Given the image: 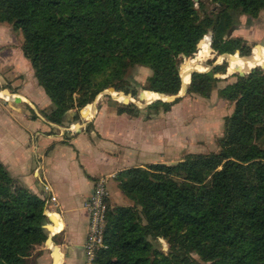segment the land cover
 <instances>
[{
  "label": "trees",
  "instance_id": "trees-1",
  "mask_svg": "<svg viewBox=\"0 0 264 264\" xmlns=\"http://www.w3.org/2000/svg\"><path fill=\"white\" fill-rule=\"evenodd\" d=\"M209 1L217 12L206 13L201 0H0V23L21 32L22 53L53 104L45 116L60 124L65 112L84 106L90 120V102L107 87L118 90L136 64L151 70L144 89L178 95L181 60L197 49L190 63L202 67L209 57L205 28L213 26V51H234L237 41L226 36L237 15L250 22L264 8V0ZM223 55L235 59L228 75L252 62L257 67L218 88L233 103L218 151L118 171L119 190L133 205L108 208L105 247L93 264H264V53L218 59ZM220 68L194 72L188 92L208 97ZM46 220L44 199L0 162V264H28L47 239ZM158 238L168 243L166 253L156 251Z\"/></svg>",
  "mask_w": 264,
  "mask_h": 264
},
{
  "label": "crops",
  "instance_id": "crops-1",
  "mask_svg": "<svg viewBox=\"0 0 264 264\" xmlns=\"http://www.w3.org/2000/svg\"><path fill=\"white\" fill-rule=\"evenodd\" d=\"M16 34L9 23H0V162L41 198L50 192L57 198L58 205L50 206L55 220L46 215L47 240L40 248L45 264H84L89 225L84 202L99 178H107L110 198L111 191L121 193L118 171L144 166L131 164L127 153L129 142H137L143 129L122 109L113 115L97 112L86 123L88 129H65L35 109L31 116V101L36 99L28 89L31 67Z\"/></svg>",
  "mask_w": 264,
  "mask_h": 264
},
{
  "label": "rangeland",
  "instance_id": "rangeland-1",
  "mask_svg": "<svg viewBox=\"0 0 264 264\" xmlns=\"http://www.w3.org/2000/svg\"><path fill=\"white\" fill-rule=\"evenodd\" d=\"M201 1L204 4L206 13L211 14L212 12L218 11L217 3L209 0ZM195 4L198 7L197 1ZM16 32L19 40L23 41L21 32ZM206 33L207 32H205V34ZM226 37L237 41V46L234 51L222 52L221 54L240 52L249 56L252 52V57L255 52L256 57L261 56V54L264 53V8L252 15L250 22L247 21L246 15H237L235 25L229 30ZM209 46L210 54L209 57H206V59L202 61V67H198V63L189 62V59L196 57L198 49L193 52L194 55L192 57L183 58L179 65V68H181L179 73H181L182 76L187 73L189 74V79L184 76L187 81L186 84L189 83V85L191 75L194 73L191 74L192 71L209 72L216 66L221 67L220 71H216L214 74L216 81L208 97L189 93L187 89V92L174 102H166L169 104V108L165 110L164 106L153 102L157 97H160V95L143 88L147 77L151 75V70L147 66L136 64L129 68L126 77L127 80L122 82L118 90L110 92L108 90L109 87H107L90 102V105L94 103L93 107L95 110L94 112L92 110L93 116H95L97 112L103 115L106 114L105 112H109L113 115L115 112L122 109L125 110L124 114L129 120L136 122V124L140 126L139 128L143 129L140 133V137L138 136L137 142H129L131 145H129L127 153L132 155L131 164L134 163L144 166L148 165L149 162L175 164L187 154H209L218 151V140L223 135V119L226 115L230 114L233 109L232 102L218 95V88L235 81L238 76L236 73L249 72L250 64L247 70H244L246 66H239L243 71L228 75L226 67L227 65L229 66V61L235 59L233 57H220L221 59H218V56L221 54L212 50L211 36ZM217 59L220 62H216ZM182 64L183 66H181ZM229 70H232L231 64ZM29 82V93L36 97L35 101H31L30 115L33 116V110L35 109L42 117H45V114H48L53 109V104L34 77L32 67L28 83ZM8 85L9 82L4 86ZM123 90L125 93L120 92ZM116 92H120L118 93L120 95H117ZM133 92L136 93L135 97L132 95ZM121 93L125 94L127 98L121 95ZM126 93L130 94L127 95ZM40 96L41 98L39 99ZM162 96H164L162 97L163 99L171 100L169 95ZM26 107H29V105ZM83 108L80 110H68L64 113L65 115L62 117V122L56 125L69 129L70 125L72 127L75 124L74 121L78 120H80V126L86 125V123L87 125L90 124L89 120H85L81 113ZM80 126H76L74 129ZM54 128L55 127H53L52 130H54ZM86 128L88 129V126ZM55 129L57 130V128ZM107 204L108 208L115 206H131L133 205V201L129 197L122 195V193L111 191ZM46 224L47 220L44 226ZM46 240L35 247L31 256L27 259L28 264H45V250H41L40 248L45 247ZM152 242L157 252H167L168 243L165 239L158 238L157 242L154 240H152ZM84 264H93L92 261L90 263L88 262L86 252Z\"/></svg>",
  "mask_w": 264,
  "mask_h": 264
},
{
  "label": "built area",
  "instance_id": "built-area-1",
  "mask_svg": "<svg viewBox=\"0 0 264 264\" xmlns=\"http://www.w3.org/2000/svg\"><path fill=\"white\" fill-rule=\"evenodd\" d=\"M48 190L49 186H46ZM108 197L109 190L107 186V178H99L93 189V193L88 200L84 202V208L89 214V225L84 244V250L86 252L87 260L90 263L95 255V252L105 247L103 242V230L105 226V216L108 210ZM57 198L54 194H50L44 198V214L48 215L50 206H57Z\"/></svg>",
  "mask_w": 264,
  "mask_h": 264
},
{
  "label": "bare ground",
  "instance_id": "bare-ground-1",
  "mask_svg": "<svg viewBox=\"0 0 264 264\" xmlns=\"http://www.w3.org/2000/svg\"><path fill=\"white\" fill-rule=\"evenodd\" d=\"M231 57L230 55H223V56H221V58H226V57ZM242 58H250L251 57V55L250 56H241ZM220 58V59H221ZM194 59H192V60H190L189 62H191V61H193ZM216 62H220L219 60L218 61H216ZM257 66H256V63H250V71L251 70H253V69H255ZM195 71V70H194ZM197 71V70H196ZM193 72V71H192ZM240 73H248V72H240ZM182 81H183V87H182V89H181V91H180V93L179 94H182V93H184L185 91H186V89L188 88V86H189V83L188 84H185V82H184V80H183V77H182ZM110 92L112 91V90H109ZM178 94V95H179ZM121 95H123L125 98H127L126 97V95L125 94H123V93H121ZM160 95V97H157L153 102H157V101H165V102H170V101H173L175 98H177V96L178 95H175V96H169V97H171V100H167V99H163L161 96V94H159ZM52 213H54V212H48V215L50 216V218H51V214Z\"/></svg>",
  "mask_w": 264,
  "mask_h": 264
},
{
  "label": "water",
  "instance_id": "water-1",
  "mask_svg": "<svg viewBox=\"0 0 264 264\" xmlns=\"http://www.w3.org/2000/svg\"><path fill=\"white\" fill-rule=\"evenodd\" d=\"M205 31L207 32V33H209L210 34V36L212 35V33H213V26H210V27H206L205 28ZM199 43V42H198ZM181 66H183V64L181 65ZM193 72H196V70L195 71H193ZM193 72H191V74L193 73ZM200 72H204V71H200ZM216 77H217V75H216ZM219 77V76H218ZM180 78H181V87H182V83H183V81H182V74L180 73ZM180 87V90L177 92V93H180V91H181V88ZM189 87V86H188ZM109 90H115L113 87H109L108 88ZM188 89V88H187ZM187 89H186V91L184 92V93H182V94H179L178 96H177V98H175L173 101H170V102H174L176 99H178L179 97H181L183 94H185L186 92H187ZM65 115V114H64ZM64 117V116H63Z\"/></svg>",
  "mask_w": 264,
  "mask_h": 264
}]
</instances>
